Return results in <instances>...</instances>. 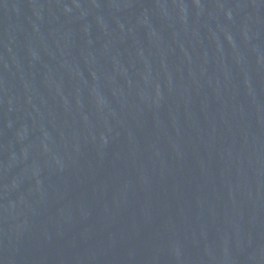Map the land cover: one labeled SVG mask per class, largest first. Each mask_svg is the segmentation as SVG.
<instances>
[{"label": "water", "instance_id": "1", "mask_svg": "<svg viewBox=\"0 0 264 264\" xmlns=\"http://www.w3.org/2000/svg\"><path fill=\"white\" fill-rule=\"evenodd\" d=\"M0 264H264V0H0Z\"/></svg>", "mask_w": 264, "mask_h": 264}]
</instances>
